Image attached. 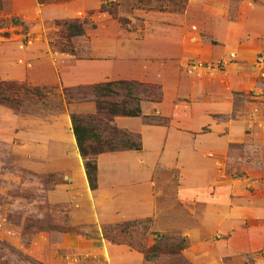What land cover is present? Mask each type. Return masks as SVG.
<instances>
[{
    "label": "rangeland",
    "instance_id": "obj_1",
    "mask_svg": "<svg viewBox=\"0 0 264 264\" xmlns=\"http://www.w3.org/2000/svg\"><path fill=\"white\" fill-rule=\"evenodd\" d=\"M180 2L117 0L105 3L101 11L119 28L135 32L157 26L167 30L175 21L170 23L167 17L181 16L188 32L185 37L191 42L195 38L203 52L217 45L208 35L215 17L222 24L241 20L243 31L235 30L230 42L235 48L238 43L251 45L254 52L239 81L242 91H232V118H246V141L231 144L218 165L220 179L231 186L228 198L210 207L206 194L212 196L213 190H204L196 199L182 202L174 196L177 172L170 171L156 177L155 212L147 219L98 226L82 219L90 214L85 204L48 203V189L66 181L58 173L32 171V137L39 139L50 127L61 157L68 151L62 141L63 116L73 113L72 106L94 100L89 85L65 86L58 72L49 69L53 49L47 43L78 57L85 55L86 44L64 37L69 20L53 21L32 13L24 20L20 16L24 3L0 0V82L23 88L15 98V109L0 104V264H264V146L254 143L264 142V0H186L183 11L177 12ZM244 11L257 12L261 32L251 31L253 21ZM45 43L47 55L40 57L37 53ZM237 61L234 50L214 61L194 53L181 70L211 78L212 71L223 72ZM35 87L36 94L31 90ZM136 89H143L144 95L158 94L152 88ZM100 239L120 248L107 259L95 246ZM152 246L156 248L144 258L141 250Z\"/></svg>",
    "mask_w": 264,
    "mask_h": 264
},
{
    "label": "crops",
    "instance_id": "obj_2",
    "mask_svg": "<svg viewBox=\"0 0 264 264\" xmlns=\"http://www.w3.org/2000/svg\"><path fill=\"white\" fill-rule=\"evenodd\" d=\"M114 1L117 0L42 3L14 0L16 4H25V9L20 12L24 20L29 19V13H32L35 17L53 21L89 22L82 24L79 35L67 37L64 33L70 41L86 44L85 55L78 57L71 50L54 49L50 42L47 43L53 49L48 58L53 67L49 69L58 72L63 85L90 86L121 80L153 85L160 92L158 101H139L140 116L113 117V126L135 136L140 149L96 155V186L93 190L88 188L69 115H94V101L72 106L73 113L70 111L63 116L65 135L62 141L68 151L61 157L56 153L55 137L50 127L39 139L32 137L29 151L32 171L58 173L66 181L48 189L47 202L72 206L85 204L90 208V214L82 219L98 226L143 220L155 212L156 177L160 172L176 171L174 196L178 200L196 199L202 191L213 190L212 196L207 193L206 197L211 202L208 205L215 206L216 200L228 198L231 187L224 182L225 179H220L218 165L228 156L230 145L245 142L247 136L246 118H232V91H242L239 81L245 76V64L252 59L254 52L251 45L238 43L235 48L230 42L235 30L237 34L243 31L241 20L236 18L235 22L222 24L215 17L208 35L217 45H211L207 52H203L199 51L201 46L195 44V38L189 42L185 37L188 32L181 16L167 17L170 23L175 20L168 31L160 26L136 32L119 28L113 18L101 11L105 3ZM239 14L241 18L240 10ZM244 14L253 21L251 29H254L250 30L257 33L261 17L256 15V11ZM177 21L181 24L177 25ZM91 23L94 28L88 27ZM46 48L45 43L41 53L37 54L47 55ZM232 50L237 53V63L228 64L220 73L212 71L211 78L202 76L206 73L191 76L185 68L181 70L186 59L194 53L214 61ZM31 57L35 58V55ZM52 76L54 80L53 73ZM153 117L162 119L164 123H153ZM254 143L264 146L260 140ZM92 242L89 245H94ZM94 243L99 254H105L107 259L113 250L120 248L103 239Z\"/></svg>",
    "mask_w": 264,
    "mask_h": 264
},
{
    "label": "trees",
    "instance_id": "obj_3",
    "mask_svg": "<svg viewBox=\"0 0 264 264\" xmlns=\"http://www.w3.org/2000/svg\"><path fill=\"white\" fill-rule=\"evenodd\" d=\"M185 3L186 0H181L176 11L182 12ZM12 22L15 24L13 19ZM83 23L85 22L69 20L65 26L67 37L79 35L82 31L81 26ZM7 36V33L3 34V37ZM136 86L152 88L158 91L156 86L133 81L119 80L94 84L87 89L90 91V95L94 100L95 114L89 116L69 115L71 132L75 140L78 155L83 163L84 173L90 190L95 189L96 186L94 165V158L96 155L120 150L138 151L140 149V144L135 136L126 131L117 129L112 124V119L116 116H140V110L138 107L140 100H159V91L157 97H153L151 91H148L146 96L143 94V89L138 90L136 89ZM19 90L21 91L23 88L17 87L14 84L11 85L0 82V104L15 109V98L20 92ZM31 90L36 94L38 89L35 87L31 88ZM119 92H121V94ZM120 96L121 99L119 100ZM180 241L183 243L182 239ZM155 248V246H152L148 249L141 250L144 258L147 256L146 254H148V252ZM179 249H184V245H180Z\"/></svg>",
    "mask_w": 264,
    "mask_h": 264
},
{
    "label": "built area",
    "instance_id": "obj_4",
    "mask_svg": "<svg viewBox=\"0 0 264 264\" xmlns=\"http://www.w3.org/2000/svg\"><path fill=\"white\" fill-rule=\"evenodd\" d=\"M198 66L200 67L201 65L199 64Z\"/></svg>",
    "mask_w": 264,
    "mask_h": 264
}]
</instances>
